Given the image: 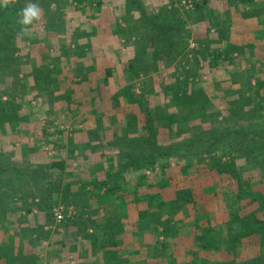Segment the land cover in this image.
Listing matches in <instances>:
<instances>
[{"label": "trees", "instance_id": "1", "mask_svg": "<svg viewBox=\"0 0 264 264\" xmlns=\"http://www.w3.org/2000/svg\"><path fill=\"white\" fill-rule=\"evenodd\" d=\"M74 1L81 4L84 0ZM207 1L204 0L205 3ZM52 2L53 0H15L14 4H9L7 7L0 5V64L2 66L4 63L10 64L6 69L0 70V134L6 132L10 125H18L28 119L23 115L25 107L22 104L23 96L27 93L26 86L20 82V71L11 68L12 63L18 61L10 55L3 54L12 51L13 55V49L18 46L17 38L14 37L17 33H21L22 28L17 22L20 18L18 13L28 3H38L45 11ZM201 3L203 1L196 0V8L199 9ZM124 5L126 11H141V22L137 27L143 26V31L150 30L147 32L151 35L157 53L165 51L171 54L174 49L178 50L181 46L180 39L184 41L185 36L183 34L181 37L178 36L177 41L173 35L175 29H181L184 24L176 12L172 10L173 13L170 15L162 10L161 12H165L167 17L164 13L146 14V5L141 0H124ZM54 7H56L55 3ZM174 15L175 19L171 20ZM171 21H174L173 25H170ZM28 27L30 28V25ZM23 37L25 41L30 40L31 36L23 35ZM137 57L130 58L121 66L129 76L127 83L114 94H108L105 88L98 93L93 82V78L96 77L83 75L82 80H87L89 85L77 104L79 107L84 104L90 105L92 109L89 114H92L97 121H101L106 116L111 120L108 125L99 122L97 128L90 130L92 139L86 141L83 139L76 145L78 164L90 168L86 177L73 178L74 171L70 172V166L64 156L48 157L42 161L32 162L26 158L25 150L22 151L23 146L17 149V152H8L5 149L0 151V224L5 219L8 221L21 210L32 213L37 209L49 214L53 206L54 194H58L62 202L74 203L79 207L78 199L82 190L92 193L94 198L99 197L101 203L98 209L105 218L95 222L82 221L83 229L80 233L90 243L94 252L103 251L106 257L105 264H110L114 258L122 256L123 239L127 236L126 231H129L128 226L124 229L123 223L129 221L126 209L130 204L136 206L134 227L137 226L138 231L147 224L146 227L152 234L163 236V240L157 238L152 246L158 252L153 254L152 248L148 247L149 254L154 256L153 258L156 257L153 260L155 263L264 264V194L255 190H246L238 167V159L243 158L251 163L252 168L260 170V174L264 177V78L252 72V68H257L256 62L249 65L253 76L247 78L242 87L238 81L237 86L219 91L220 97L228 98L225 114L227 122L220 128L215 125L203 126L207 121L213 124L216 113L208 112L211 96L206 94L204 88L197 86L198 80H195V76L199 75V78H202L204 75H200L195 66H185L181 72L177 71L173 75V80L165 83L163 90L156 93L150 92V79L147 77L144 80L147 87L136 93L133 90V80L141 77V69H144L142 59L139 57L141 59L139 60ZM155 57L159 58V56ZM207 57L213 59L207 62L210 66H216L228 58V56ZM197 63H199L198 58ZM53 69L54 77L43 75L46 77L43 78L41 73H35L34 81L40 84L41 78L42 83H47L48 86L59 81L61 83L65 78L59 80L60 75H56L61 74L59 64H55ZM9 78L10 80L12 78L11 92L3 88ZM105 79L107 80V77ZM213 83L205 81L207 86ZM29 91L31 92L32 88ZM3 95H6L7 99H4ZM19 96L22 97L21 101ZM47 96L48 99L43 105L47 114L66 113L72 110L69 105L70 100L67 97L65 99V95L59 106L52 105L51 95L47 94ZM66 100L68 107L64 104ZM120 116H123V121L118 119ZM184 116L186 123L183 124ZM189 116L197 117V121L193 118L188 121ZM244 116L245 118L254 116L256 119L245 120L243 123L240 119ZM50 127V124L44 126L42 132L44 136L49 135ZM163 128L173 133L179 131L182 134L184 128L190 129L191 132L180 138L177 143L165 145L159 139ZM83 130L76 128V132ZM58 132L62 133L60 130ZM93 143H97L99 148L93 146ZM40 150L38 146L32 152L35 154ZM97 154L101 155L99 159L98 156L96 157ZM180 155L183 158L197 156L198 162L207 166L204 170L213 171L223 179L226 175L227 179L237 184L236 194L231 198L230 207L239 199H246L248 203L256 204L253 211L242 213L240 212L242 209L237 210L233 220L239 224L238 230L228 232L227 238L221 237L217 227L207 218L204 203H200V198L195 195L192 185L177 186L171 192L165 190L170 180L165 174L164 168L170 165L166 160ZM17 156H22V162L14 161ZM161 161L164 162L161 172H153L151 176L146 174L148 169H154ZM191 171L198 172L189 164H181V172L185 176ZM74 186L79 188L74 189ZM87 187H90V190H87ZM140 187H144V191L154 188L157 190L154 193L141 192ZM128 196H132L131 200H128ZM174 209L179 213L178 218L174 216ZM187 209L189 212L185 215ZM83 213L86 211L84 210ZM69 223L70 220L66 224ZM88 224L92 228L91 231ZM43 227L38 224L35 228L34 232L38 238L47 237L48 231ZM187 227H191L192 232H186ZM27 238L32 245L37 243L32 237ZM24 243L22 238L19 242L14 239L7 244L0 242V259L3 260V264H40L42 261L40 254L25 252ZM255 244H259V250L252 248ZM55 258H58L61 264L70 263V258L66 254L62 259L60 255H55Z\"/></svg>", "mask_w": 264, "mask_h": 264}, {"label": "rangeland", "instance_id": "2", "mask_svg": "<svg viewBox=\"0 0 264 264\" xmlns=\"http://www.w3.org/2000/svg\"><path fill=\"white\" fill-rule=\"evenodd\" d=\"M141 1L146 5V14L164 13V15H166L167 17V14L165 12L171 15L173 13L171 11L173 10L174 12H176V15L180 16L179 19H182V21H184V24L182 25L183 27L181 26V29L176 28L173 35L175 36V40L177 41L178 36L181 37L182 34L185 36L184 41L180 39L181 48L178 47V50L174 49L171 54H167L165 53V51H161L162 53H157L154 47L155 45H153L151 35L149 32H147L150 30L147 29V31H143V26L139 28L137 27V25H140L139 23L141 22V11H126L124 9V0H84L81 4L79 2L76 3V1L74 0H53L52 4L49 5L50 9L46 8L44 11V9L41 8V19L34 22L33 25H30V29L32 32L30 40L24 41L25 38L23 37V35H21V33L15 32L17 34L14 35V37L17 38L18 46L15 50L13 49L14 54H11L12 51H7L3 54H5L6 56H15V58H18L19 60L17 63L13 62L11 68H16V70H18V68H21L19 78L21 80L20 82L26 86L27 93L23 96V99L19 96V101H21L22 99V104L25 107L23 109V115H26L28 119L26 122H20V124L18 125H10L9 127H7L6 132L0 134V151L5 149V151L8 152H17V149L19 150L20 147L23 146L22 151L25 150V154L27 155L26 158L32 162L42 161L45 158L54 156L66 157L70 155V153H73L76 147L75 144H78L79 141L77 140H79V138L75 139L76 142H74V144L71 142L70 135L74 136V134L71 132L75 133L76 129H69L67 128L66 124H68L69 121L73 119V121L76 122L75 124H77L76 127L74 125L73 128H85L84 126H82V122H80L79 124L78 122L80 118H82L81 121H84V113L88 112V110H90L91 108L85 105L79 107V105L77 104V106L74 105L72 110H69V112L66 111V113L58 112L59 114H47L45 112L46 107H44L43 105L44 101L48 99L47 94L51 95L52 105H61L62 101L64 100V98H62L64 95L67 98H71L73 96L75 100L73 101V103H77V101H79L81 97L84 96L86 91H83V93L80 94V92L77 93L76 91H74L75 89L72 88V92H70L69 90L66 93H55L49 89L51 87L46 86L47 83H42L43 81L41 78L39 79L40 84L38 83V81H34L35 73H33V66L35 64L31 63L32 65H29L28 67L25 66V64L20 63V61L26 60V58L29 59L28 56H42V58H44L45 56H57L56 60H54V63L61 64L62 61L61 58H58L59 56H82V54H80V50H84L86 56H100V43H106L108 41L111 43V41L114 39V43H111L114 45L108 46L107 51L109 52V54L111 52L116 54V46L119 49L120 52L117 56L110 57L113 58V60H117L114 62L117 65L116 68L118 69V71L120 70L119 74H121L122 79L108 78L109 80H107V84L110 87L109 90H107L108 94H114L118 89L122 88L124 84L127 83L129 73L125 71L121 66L129 61L130 58L134 59L138 56L137 59L140 57L142 59V63L144 64V69H141V77L133 80V90L136 93H140L142 88L147 87L144 81L147 77L148 79H150V92L156 93L163 90V86L165 83L171 82L173 80V75H175L177 71L181 72L185 66L188 67L190 65H193L197 68V71L198 73H200V75H204L199 79L195 76V80H198L197 82L195 81L197 86H201V88H204L203 90L206 91V94L211 96L208 112L216 113V116L214 117L215 122L212 124V122L207 121L203 123V126L209 127L210 125H215L220 128L225 126V122H227L225 119V114L227 112L226 105L228 98L224 99V97H220L219 91L221 89L228 90L230 86H235L238 81L240 82V86L242 87L246 83L247 78L253 76V74L251 75L249 63H247L248 60L246 61L243 58L233 60V62L227 58L225 61L216 64V66L213 65L212 70V67L207 63L209 57L199 56L201 48L203 47H201L202 40L199 39V35L202 32H206L207 26L209 25L210 21L212 22V19L216 16L221 15L220 18L218 17L219 20L222 18L223 21L228 20V15L220 13L219 10L223 11L224 8H228V3L231 0H228V3L226 4H224L223 2H226V0H208L207 3H205L204 0H199V2L203 1L199 9L196 8V0ZM54 3L56 7H54ZM162 10H164L165 12H161ZM229 15H231V12H229ZM172 19H175V15L171 18V20ZM106 20H108V23L105 22ZM100 22H103L104 24ZM173 24L174 21H171L170 25ZM37 32L38 35H36ZM114 35L116 38L114 37ZM41 40L43 41L42 43L39 42ZM140 41L144 43V45L141 43V46L146 49V56H143L144 53L143 55L134 54V56H126L130 49L135 48V46L137 48V46L140 45ZM150 52L152 56H147ZM155 56H159V58H156ZM173 56L176 57L173 58ZM140 58L139 60H141ZM197 58L199 59V63H197ZM75 59L76 58H73V60ZM210 59L211 60H209V62L213 61L211 57ZM7 62H9V60H7ZM9 65L10 64L8 63H4L3 66L0 64V70L6 69V67H8ZM262 67L263 65L258 66V68H252L251 70L255 74L260 73L259 75H261L262 77ZM11 68L9 67V69ZM145 68L147 70H145ZM242 70H244L245 72H243ZM96 72L98 71H94L92 73ZM77 73L78 69H75L73 71L74 75L72 77H69V81L62 80L60 84L65 85L66 83L79 81L77 79ZM98 73L101 74V72ZM41 76L43 78H46L42 74ZM97 78L98 76L96 75V80L94 81L97 83L99 81V83L101 84L102 81ZM206 80L207 82L214 83L207 86L205 84ZM108 81H110V83ZM252 82L254 84V77L252 78ZM11 83L12 78L11 80L9 78L3 86L4 90L11 92ZM35 85L39 86V88ZM30 88H32L31 92L29 91ZM97 88V92L102 91V89L98 86ZM28 93H30V95H27ZM3 97L4 99H7L6 95H3ZM29 98H31L30 101ZM66 102L67 101H65L64 103L65 105ZM245 117L246 116L240 119V121L244 123L245 120L253 121L256 119V117L254 116L250 118ZM190 118H193L197 121V117L189 116L187 120L190 121ZM118 119L123 121L124 118L123 116H120ZM182 119V123H186L184 122L186 121L185 116ZM102 121L106 125H108L111 120L106 116L103 117ZM49 124L51 125V127L48 128L49 135L44 136V133H42L44 131V126ZM161 124L165 125V123L162 122ZM59 130L62 131V133H59ZM65 131L66 133H68V135L70 134L69 137H67V134L64 133ZM189 132H191V130L186 128L183 129L182 134L179 131L173 133V131L163 128L161 129L159 139H161V141L165 145L171 143L175 144L180 138H184L186 134L188 135ZM38 146L41 150L34 154L32 150ZM22 160V156H17L14 159V161L19 162H22ZM166 161L170 163V165L164 168L166 171L165 174L167 176L166 178H170V180L168 181L169 184L165 188V190L171 192L172 189L177 186L185 187L192 185L195 195L200 198V203H204L203 205L207 212V218L210 219L211 224L217 227L218 233L221 237L227 238L228 232H235L236 230H238L239 224L235 222L236 220H233V217L235 216L234 214L238 209H242L240 211L242 213L244 211L247 212L254 210L256 204L248 203L246 199H239L230 207L232 203L231 198L234 194H236L237 184H235V182L231 179H227L226 175L223 179L221 175H215L213 171L204 170L207 168V166L202 162L200 163V161L198 162L197 156H188L183 158V156L180 155L179 157L168 159ZM72 163L73 162H71V164ZM185 163L189 164L192 169L195 168V170L198 172L192 173L191 171L187 176H185V174L181 172V164ZM163 164L164 162L162 163V161L157 163L155 168L148 169L146 171V174L151 176L154 174L153 172H161V167L163 166ZM238 164V167L242 174V178L245 182L246 190H255L264 194V177L260 174V170L252 168L250 165L251 163L246 162V160H244L243 158L238 159ZM79 175L80 174H76L77 177H79ZM75 188L76 187H74V189ZM140 188H142L141 192L145 190L144 187ZM156 190L157 189L154 188L148 189L144 192L154 193L156 192ZM131 198L132 196H128V200H131ZM72 204H66L62 202L58 194L53 195V206L48 214L49 218L52 220V223L54 221L53 226L63 225L66 221L71 220L75 216L80 214L74 207V203ZM135 208V204H133L132 207L129 206V209L131 210ZM57 210L63 213V219L60 221L55 215V212ZM24 212L27 214L26 211ZM188 212L189 210L187 209L185 215H188ZM127 213L129 214V211H127ZM174 213V216H177L178 218L179 213H177L176 209H174ZM28 216L29 214L26 215V217ZM131 220H129L128 223H126L125 221L123 223V226L125 225L124 229L128 226L130 231H126L127 237L123 239L124 246L122 247V256L114 258L113 262L110 264H161L155 263L153 260H155L156 257L153 258L154 256H151L149 254L150 248H152L151 252L153 254L154 252H158L157 250H155L156 248L152 247L153 244H155V241H153L152 243L150 241V243H148L144 240V238L139 236L137 226L134 227L136 223L134 220ZM44 223L46 222L44 221ZM160 230H162V228H160ZM192 230L193 229L191 227H187L186 232L189 233L192 232ZM79 235L81 234L79 233ZM157 238L163 240L162 235H155L154 237L152 236V238H149L148 240H156ZM82 239L84 241L85 238H83L82 236ZM26 240L27 241L25 245H27L25 246V251L30 254L36 253V248L34 249V246L29 242L28 238ZM258 245L259 244L252 245V248L259 250L260 246ZM149 246L150 248H148ZM137 249L139 250L137 251ZM63 252L65 251L63 250ZM58 254L60 255L61 259L65 256V254H63L61 251ZM47 257V261H49V259H55L53 257H50L49 255ZM105 260L106 257L104 255L102 260L99 259V262L105 264Z\"/></svg>", "mask_w": 264, "mask_h": 264}, {"label": "crops", "instance_id": "3", "mask_svg": "<svg viewBox=\"0 0 264 264\" xmlns=\"http://www.w3.org/2000/svg\"><path fill=\"white\" fill-rule=\"evenodd\" d=\"M223 2L224 4H226L228 3V0H226V2L225 1ZM229 3H228V8L226 9L224 8L223 11L219 10L220 13H224L228 15V20L223 21L222 20L223 18L219 20L218 17L220 18L221 15L216 16L215 18L212 19V22L210 21L209 25L207 26L209 29L207 28L205 33L202 32L199 35V39L202 40V43L200 42L201 47L203 46L202 47L203 49L201 48V52L199 56H228V59H230L232 62L233 60H238L240 58H243L246 61L248 60L247 62L249 63V65L252 62H256L258 66L263 65L262 67L263 72L261 73L263 74L262 77L261 75H259L260 73H256V75H259L261 78H264V0H231L229 1ZM229 12H231V15H229ZM243 14H247V15H243ZM105 22L108 23V20H106ZM100 23L104 24L103 22ZM36 35H38V32ZM114 41L115 39L112 40L111 43H114ZM39 42L42 43L43 41L41 40ZM111 43L109 41L106 43L104 42L100 43V52H99L101 54L100 56H86L84 50H80V54H82V56H59L58 58H61L62 61L61 64H63L62 66L63 68L61 67V64H59V68H61V74H56L57 76L60 75L59 80L60 78H65L63 80L69 81V77L70 76L72 77L74 75L73 71L75 69L76 70L78 69L77 79L79 81H73L71 83H66L65 85L60 84V81L55 84L51 83L49 85V87L51 88L49 89L55 93L56 92L66 93L69 90L70 92H72L73 91L72 88H73L75 89L74 91H76L77 93L80 92L81 94L83 93V91H86L88 89L89 82L87 80L84 81L82 80L83 75L86 76L88 74L87 76L93 75L96 77L97 75L98 78L102 81L100 84L98 80L97 83L94 81L95 78H93L94 88H96V90L98 89L97 86L101 89L105 88V90H109L110 87L107 84V80H109L108 78L122 79L121 74H119L120 70L118 71V69L116 68L117 65L114 62L117 60L115 59L113 60V58L110 57V56H117L120 51L116 46L115 52L117 51V53L115 54L111 52L109 54V52L107 51L108 46L114 45ZM141 43L144 45V43L140 41V45L137 46V48L135 46L136 49L135 48L130 49L126 54V56L127 55L134 56V54L143 55V53H144L143 56H146L145 55L146 49H144L141 46ZM220 53L221 55H219ZM147 56H152L151 52ZM12 57L14 58V60L19 61L18 58H15V56ZM28 57L29 59L26 58V60H23L24 63L23 61H20V63L25 64V66L28 67L29 65H32L31 63H33L36 65V66L34 65L35 68H33V73H41L42 75L49 76V78L54 77L55 75L53 71L54 70L53 68H55L54 60H56L57 56H45L44 58H42V56H31V57L28 56ZM73 58L76 59L73 60ZM209 60L211 59L209 58L208 62ZM212 66L213 65H211V67ZM18 70L21 72V68H18ZM94 71L101 72V74H99L98 72L92 73ZM105 77H107V80L105 79ZM197 77L199 79V76ZM108 82L110 83V81ZM64 98L66 99L65 96ZM69 100H70L69 105L72 108L74 105L77 106V103H73V101H75L73 96L69 98ZM55 106H59V105L55 104ZM91 109L88 110V112L84 113L86 117L83 119L84 121H81L82 118H80L78 122V124L82 122V126H84L85 128H81V130L82 129L84 130L82 132L79 131L75 133L71 132L74 134V136H71L69 134L71 138V142L73 144L74 142H76L75 141L76 138H79V140L77 141L80 142H82L83 139L84 141L90 140V138L93 137L90 134L91 132L90 130L93 131V129L98 127L99 122L101 123L103 122L102 120L97 121L92 114H89ZM73 122H74L73 119H71L69 123L66 124L67 128L75 130L76 128H73V126L75 125L76 127L77 124H75L76 122L74 123ZM103 124L106 125L104 122ZM64 133H66V131ZM66 134L67 137H69L68 133ZM80 142H78V144ZM75 145H77V143ZM93 146L99 148V145L97 143H93ZM76 152H77V148L75 147L74 152L66 156L67 164L68 166H70L69 169H71L70 172L72 173V170L74 171L73 175L75 176L73 178L86 177V175L89 174L90 168L89 166L86 165L81 166L78 164V161L76 160V154H77ZM97 156L99 159V156L101 155L97 154L96 157ZM71 162L73 163L71 164ZM76 174H80L79 177H77ZM77 187L79 188V186ZM89 188L90 187H87V190H90ZM81 191L78 199L80 203L79 207L74 205V207L78 210L80 214L75 216L76 218L74 217L73 219H71L69 224H66L68 223L67 221L63 225L53 226L54 221L52 223V220L49 218L48 213L46 214L45 212L39 210L37 211V209H34L32 213H27L29 214V216L26 217L27 214L23 210H21L20 211L21 215L20 213H16L12 217H10L8 221L5 219L0 224V242H5L7 244V242H9L10 240L12 241L13 239L14 240L17 239V241L19 242L20 238H22L26 243L27 237H32L33 239L37 240V243H35L33 246L34 249L36 248L35 249L36 253L40 254L41 256L40 259L42 261H40V264H61L60 263L61 261H59L58 258H55V255H59L58 253L60 251L63 254H66L67 256L70 255L68 256V258L71 257L69 264H96V263L102 264V262H99V259L100 260L103 259L104 256L103 251L97 250L96 252H94L91 248L90 243L86 239H84L83 241L82 236L79 235L80 231H82L83 229L81 225L82 221L85 220L89 222V220H92L93 222H95V221H101L103 217L105 218L104 214L100 212V209H98L99 203L101 202L99 200V197L98 198L92 197V193H88L86 191L81 192ZM129 206L132 207L133 204H130ZM129 206L128 209H126L127 211H129V214L127 213V215H129V220L132 219L135 221L137 210L136 209L131 210L129 209ZM84 210L86 211V213H83ZM44 221L46 223H44ZM38 224L39 226L41 225L44 226L43 227L44 230L48 231L47 237L43 236L42 238H38V236L34 232ZM146 226L147 224L139 228L138 235L144 238L146 242L150 243L151 241L152 243L155 240H148V239L149 238L151 239L152 236L154 237L155 234H152L151 230L147 229ZM89 228H90L89 231H91L92 228L90 225ZM63 250L65 252H63ZM48 255L55 259H49V261H47ZM52 260L54 261L51 262ZM3 263H4L3 260L0 259V264Z\"/></svg>", "mask_w": 264, "mask_h": 264}, {"label": "clouds", "instance_id": "4", "mask_svg": "<svg viewBox=\"0 0 264 264\" xmlns=\"http://www.w3.org/2000/svg\"><path fill=\"white\" fill-rule=\"evenodd\" d=\"M15 0H0V5L7 7L9 4H14ZM20 17L18 23L22 25L21 35L31 36V29L29 25H33L34 22L39 21L42 17V9L38 3H28L18 13Z\"/></svg>", "mask_w": 264, "mask_h": 264}, {"label": "built area", "instance_id": "5", "mask_svg": "<svg viewBox=\"0 0 264 264\" xmlns=\"http://www.w3.org/2000/svg\"><path fill=\"white\" fill-rule=\"evenodd\" d=\"M55 215L59 221L63 219V213L61 211L57 210Z\"/></svg>", "mask_w": 264, "mask_h": 264}]
</instances>
